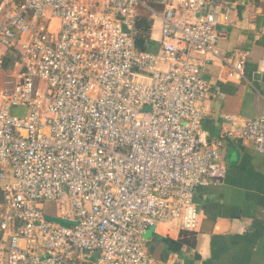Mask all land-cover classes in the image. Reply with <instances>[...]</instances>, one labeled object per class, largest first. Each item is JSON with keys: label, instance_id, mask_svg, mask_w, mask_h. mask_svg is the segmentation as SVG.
I'll use <instances>...</instances> for the list:
<instances>
[{"label": "built area", "instance_id": "1", "mask_svg": "<svg viewBox=\"0 0 264 264\" xmlns=\"http://www.w3.org/2000/svg\"><path fill=\"white\" fill-rule=\"evenodd\" d=\"M138 6L149 8L0 0L5 264H169L148 253V232L197 231V189L225 177L226 141L264 152V114L225 116L217 138L203 132L211 89L196 55H216L228 16L208 0H166L154 12L160 52H141ZM226 64L244 77V61Z\"/></svg>", "mask_w": 264, "mask_h": 264}, {"label": "crops", "instance_id": "2", "mask_svg": "<svg viewBox=\"0 0 264 264\" xmlns=\"http://www.w3.org/2000/svg\"><path fill=\"white\" fill-rule=\"evenodd\" d=\"M165 1L154 3L164 8ZM208 4L219 18H229L218 27L216 55H196L211 89L203 132L217 138L225 116L253 119L264 114V0ZM137 10L151 24L147 51L160 52L163 21L150 8ZM239 61L245 62L244 77H230L226 62ZM222 154L225 177L197 189V231L185 233L178 224L167 223L148 232V253L155 259L169 264H264V152L249 143L226 141ZM7 249L8 241L0 234V264L6 262Z\"/></svg>", "mask_w": 264, "mask_h": 264}, {"label": "trees", "instance_id": "3", "mask_svg": "<svg viewBox=\"0 0 264 264\" xmlns=\"http://www.w3.org/2000/svg\"><path fill=\"white\" fill-rule=\"evenodd\" d=\"M24 0H17L18 3H22ZM142 3L146 4L150 9L161 13L163 12L164 8L161 4H155L154 2L159 1V0H140ZM137 29H138V34L136 37V45L137 48L141 51L144 52L147 50V46L150 43V29H151V24L147 19H144L140 17L137 22ZM0 51L8 57L9 50L7 48L1 47Z\"/></svg>", "mask_w": 264, "mask_h": 264}, {"label": "rangeland", "instance_id": "4", "mask_svg": "<svg viewBox=\"0 0 264 264\" xmlns=\"http://www.w3.org/2000/svg\"><path fill=\"white\" fill-rule=\"evenodd\" d=\"M10 57H11V59H16L17 58V54L16 53H12V54L10 53ZM11 59H9V62L12 61ZM3 73L4 74H0V83L2 82V84L4 83L3 81L6 80V77L9 74V71L6 70ZM0 86H2V85H0ZM13 113L16 114V115H22L24 113V110L18 109V110H15Z\"/></svg>", "mask_w": 264, "mask_h": 264}, {"label": "water", "instance_id": "5", "mask_svg": "<svg viewBox=\"0 0 264 264\" xmlns=\"http://www.w3.org/2000/svg\"><path fill=\"white\" fill-rule=\"evenodd\" d=\"M149 109L148 107L145 108V110Z\"/></svg>", "mask_w": 264, "mask_h": 264}]
</instances>
